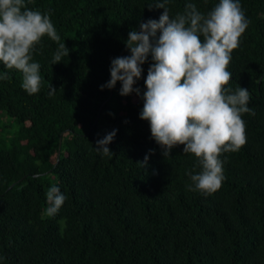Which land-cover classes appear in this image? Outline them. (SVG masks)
Returning a JSON list of instances; mask_svg holds the SVG:
<instances>
[{
  "label": "trees",
  "instance_id": "1",
  "mask_svg": "<svg viewBox=\"0 0 264 264\" xmlns=\"http://www.w3.org/2000/svg\"><path fill=\"white\" fill-rule=\"evenodd\" d=\"M157 2L26 0L50 13L70 51L53 65L58 44L43 37L36 94L0 62V264H264V0H240L249 25L226 87L248 89L254 115L243 114L247 142L222 154L224 180L211 194L189 187L186 173L201 171L194 155L178 145L164 157L140 119L151 57L139 96H121L119 81L101 90L111 61L130 55L128 33L159 20ZM189 2L206 15L219 0H169L170 16ZM113 130V155H103L96 141ZM52 185L66 200L48 216Z\"/></svg>",
  "mask_w": 264,
  "mask_h": 264
},
{
  "label": "clouds",
  "instance_id": "2",
  "mask_svg": "<svg viewBox=\"0 0 264 264\" xmlns=\"http://www.w3.org/2000/svg\"><path fill=\"white\" fill-rule=\"evenodd\" d=\"M168 3L158 0L154 7L164 10L159 20L149 19L140 23L139 30L128 33L125 45L130 55L111 61L110 80L101 90L112 89L119 81L121 96L133 92L139 96L140 89L134 85L151 57L140 119L149 122L151 137L164 157L178 145H183L184 153L194 155L201 171L186 173L189 187L211 194L224 180L222 154L238 151L247 142L243 114L254 115L248 107V89L226 87L232 79L228 70L231 53L239 47L249 21L240 0H219L206 15L189 2L174 17ZM45 36L58 44L53 65L69 56L50 13L30 9L26 0H0V62L22 74L21 87L29 94L41 89V66L33 62V53ZM7 78V73L0 74V79ZM115 135L113 130L97 140L96 150L113 155L108 145ZM147 160L145 156L140 163L144 166ZM46 199V213L54 216L66 196L52 185Z\"/></svg>",
  "mask_w": 264,
  "mask_h": 264
},
{
  "label": "rangeland",
  "instance_id": "3",
  "mask_svg": "<svg viewBox=\"0 0 264 264\" xmlns=\"http://www.w3.org/2000/svg\"><path fill=\"white\" fill-rule=\"evenodd\" d=\"M2 120H3V121H6V120H7V117L4 116V115H2Z\"/></svg>",
  "mask_w": 264,
  "mask_h": 264
},
{
  "label": "water",
  "instance_id": "4",
  "mask_svg": "<svg viewBox=\"0 0 264 264\" xmlns=\"http://www.w3.org/2000/svg\"><path fill=\"white\" fill-rule=\"evenodd\" d=\"M58 153H59V150H58Z\"/></svg>",
  "mask_w": 264,
  "mask_h": 264
}]
</instances>
